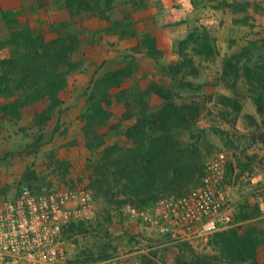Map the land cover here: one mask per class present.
Returning <instances> with one entry per match:
<instances>
[{
    "label": "rangeland",
    "instance_id": "1",
    "mask_svg": "<svg viewBox=\"0 0 264 264\" xmlns=\"http://www.w3.org/2000/svg\"><path fill=\"white\" fill-rule=\"evenodd\" d=\"M129 1L127 5L125 0H115L111 11L106 10L103 1L102 8L113 20L129 15L140 33L156 34L165 53L163 65L178 60L175 43L198 26H207L216 36L220 56L212 60L197 58L196 62L202 63L201 75L180 77L174 82L151 58L132 52L136 39L120 40L116 36L99 34L106 21L103 22L98 14H85L72 20L63 5L64 0H0V42L9 39L14 31L22 36L16 44L19 45L27 29L50 41L63 31L61 25L64 23L69 24V29L76 31L82 41L80 51L73 58L81 66L69 74L68 85L61 93L64 104L50 122L42 127L33 124L35 115L46 108V103L24 109L20 118L0 116V200L14 199L26 186L37 192L78 186L90 188L95 197L96 218L84 224L81 231L66 236V249L72 264H103L112 257L126 254L143 264H194L193 253L213 254L208 245L212 236L207 241L187 243L190 247L184 242L167 245L166 238L156 230L124 216L123 205L108 203L90 187L91 167L98 161L100 152L96 155L87 149L83 133L85 123L80 115L88 107L95 84L102 82L107 73L132 65L133 75L121 86L131 94L145 90L151 82H158L174 92L179 104L191 99L204 103L196 124V128L203 131L202 142H198L203 156L202 168L210 158L221 153L227 155L226 183L236 212L233 227L241 234L254 229L264 240V212H257L259 204H264L262 117L246 93L240 99L243 108L237 119L224 116L226 109L217 102L220 94L235 97L220 79L223 58L247 55L245 48L252 46L242 62L251 65L264 62V45L261 43L264 40V0H229L251 3L246 13L237 14L218 9L216 2L205 3L199 9H191L185 20V17L168 18L169 9L164 8L160 0ZM171 8L176 5L173 3ZM9 10L19 13L6 18L5 12ZM14 50L13 47L1 49L0 60L12 55ZM186 82L195 87L184 86ZM239 87L241 91L246 89L244 80L240 81ZM150 103L153 108H158L162 101L152 97ZM109 111L112 114L110 121L98 131L105 142L103 148L115 143L131 144L124 136L110 131L112 125L127 128L132 122L123 120V104L115 101ZM181 139L191 142L199 137L196 132L184 131ZM200 177L171 193H187L199 185ZM258 259L264 263V244L258 248Z\"/></svg>",
    "mask_w": 264,
    "mask_h": 264
},
{
    "label": "trees",
    "instance_id": "2",
    "mask_svg": "<svg viewBox=\"0 0 264 264\" xmlns=\"http://www.w3.org/2000/svg\"><path fill=\"white\" fill-rule=\"evenodd\" d=\"M103 1L106 10L114 9L115 0H64L63 5L72 20L85 14H98L107 21L109 26L99 31L101 35L116 36L120 40L136 39L132 52L151 58L159 70L174 82L180 77L197 78L201 75L202 63L196 62L197 58L212 60L220 56L216 36L207 26H198L175 43L178 60L163 65L164 52L159 48L157 39L149 32L140 33L129 15L113 20L110 14L103 11ZM125 2L130 4L129 0ZM213 2L218 3V9H228L235 14L246 13L251 6L247 1L191 0L194 9ZM255 7L261 9L258 5ZM18 13L9 10L5 12V17L12 18ZM61 26L63 31L50 41L43 35H33L27 29L19 45L16 44L22 36L14 31H11L9 39L0 42V50L7 47L15 49L12 55L0 60V116L20 118L24 109L46 103V108L35 115L33 123L42 127L61 111L64 104L61 93L68 85L69 74L81 66L73 58L82 46L79 34L69 29V24ZM261 43L264 45V40ZM245 49L248 55L252 46ZM247 55L235 54L222 59L220 79L235 97L220 94L217 102L226 109L224 116L237 119L243 108L240 99L246 93L254 101L256 111L262 117L261 127H264V62L253 65L243 63ZM133 73L132 65L107 73L102 82L93 86L88 107L80 119L85 123L83 133L87 149L96 155L100 152L98 161L91 167L90 187L110 204L148 207L161 195L177 192L192 184L200 175L202 178L203 156L198 142H202L203 131L197 129L196 124L204 103L191 99L179 104L174 92L158 82H151L145 90L131 94L121 86ZM241 80L246 83L244 91L239 87ZM183 85L194 86L191 82ZM152 97L159 98L161 106L153 108L150 103ZM115 101L125 108L123 120L132 122L127 128H122L120 124L112 125L110 131L124 136L131 144L115 143L103 148L105 142L98 131L110 121L112 114L109 109ZM184 131L198 133L199 139L183 141ZM261 140L264 141V138ZM257 212L262 213L259 206ZM83 225L72 226L65 236L81 231ZM256 233V230L250 229L241 234L234 227L217 232L208 242L213 254L193 253L194 264H264L258 259V248L264 240ZM184 243L190 247L187 242Z\"/></svg>",
    "mask_w": 264,
    "mask_h": 264
},
{
    "label": "built area",
    "instance_id": "3",
    "mask_svg": "<svg viewBox=\"0 0 264 264\" xmlns=\"http://www.w3.org/2000/svg\"><path fill=\"white\" fill-rule=\"evenodd\" d=\"M229 159L210 158L199 185L185 194L161 196L149 207L127 204L124 216L151 227L166 244L207 241L235 225L236 212L227 189ZM95 197L87 186L50 191L23 187L14 199L0 200V264H72L66 232L95 220ZM103 264H143L130 254Z\"/></svg>",
    "mask_w": 264,
    "mask_h": 264
},
{
    "label": "crops",
    "instance_id": "4",
    "mask_svg": "<svg viewBox=\"0 0 264 264\" xmlns=\"http://www.w3.org/2000/svg\"><path fill=\"white\" fill-rule=\"evenodd\" d=\"M160 1L163 3L164 8L169 9L168 13L170 14V16H168V18L170 19H172L173 17H185L183 18V20H185L187 13H189V11L193 9L192 4L190 3L189 0H160ZM173 3L176 5V8H171L173 6ZM103 22H105V20ZM107 26H109V23L106 21L105 23L102 24L101 29ZM152 35L157 39L159 48L164 52V50L160 46L159 37L156 34H152ZM164 57H165V53H164ZM226 96L231 97L230 95H226ZM227 189L229 192L228 186H227ZM229 195H230V192H229ZM259 207H260L261 212H264V204H261V205L259 204Z\"/></svg>",
    "mask_w": 264,
    "mask_h": 264
}]
</instances>
